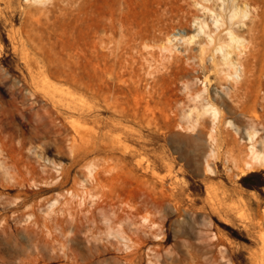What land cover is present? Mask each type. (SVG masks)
<instances>
[{"label": "rangeland", "instance_id": "rangeland-1", "mask_svg": "<svg viewBox=\"0 0 264 264\" xmlns=\"http://www.w3.org/2000/svg\"><path fill=\"white\" fill-rule=\"evenodd\" d=\"M25 1L0 2V264H149L153 249L159 264H264V168L242 176L229 151L236 135L240 158L264 125L252 88L205 65L196 19L216 29L212 17L194 0H65L30 17ZM209 101L216 141L197 113Z\"/></svg>", "mask_w": 264, "mask_h": 264}, {"label": "bare ground", "instance_id": "bare-ground-1", "mask_svg": "<svg viewBox=\"0 0 264 264\" xmlns=\"http://www.w3.org/2000/svg\"><path fill=\"white\" fill-rule=\"evenodd\" d=\"M2 1L5 2L8 7H12L16 3V0H0V2ZM60 1L65 0H26L23 10L28 15H30V17H32L34 9L41 10L46 8L49 4ZM194 1L197 6L203 9L205 15L212 17V24L216 28L213 29L211 27V24L206 17L198 16L196 19L198 32L194 35V37L199 36L198 39L202 58L206 61V67H209L207 60L209 57V60H211V64L214 67V73H217L220 79H223L227 82L233 80L236 82V84H242V86L246 85L247 87L252 88L254 91V97L252 103L249 105V111L254 113L255 117L258 119V123L264 125V111L262 113L258 112V104L260 99L259 91L264 88V80L262 78L264 76V46H262V41H259L260 33L264 28V13H262L260 10L253 12L249 3L245 2V4H240L238 0H213V3L211 4L208 3L210 0ZM21 6H23V3H21ZM244 27H246L245 30ZM246 32L251 36V40L247 39ZM168 40L169 41L162 44V48L170 52V54H173V57L179 61L182 59V56L174 54L175 50L174 46H172V40ZM188 58H190V56H188ZM205 77L207 80L209 76L207 75ZM239 77L242 79L239 80ZM238 88L236 87L235 90ZM262 107L264 109V103L262 104ZM197 113L198 115L209 114L211 116L212 126L211 131L209 132V139L211 141H216V134L219 127L222 110L214 102L209 101L207 105L203 107V110H197ZM225 123L226 126H234L231 120L225 121ZM232 138L234 147H240L237 136L233 135ZM248 140L249 142L247 144L246 153L241 155L240 158L237 157L238 154L235 153L234 147L229 150L232 154L234 163L237 165V168H240L242 176L252 174L256 171H260L261 168H264V134L260 133L257 127H253L252 129L248 130ZM241 151L242 150L240 149L239 152ZM216 154L217 151L214 149V147H212L209 156L215 157ZM41 158L44 159L46 164L52 162L50 159L43 156H41ZM207 170L213 171L208 159ZM70 175L71 168L63 167L58 177H56L53 186L55 188H63L65 183L69 180ZM99 176L100 172H95L92 168H89L86 180L91 179L100 181ZM86 180L80 181V185L83 188L85 186L84 184ZM76 182H78V180H76ZM67 193L72 198L78 197L79 205L81 207L84 205L86 206L87 192L85 190H83L82 195H80L77 189L69 188L67 189ZM55 203H57V201H55L53 204L51 203L53 207ZM83 209L84 208H80V211H78L76 215L70 212L72 221H75L79 226L84 225V221L82 220L83 216L79 213L82 212ZM85 218L88 220L90 216L85 215ZM143 221L146 225H149L151 218L149 216H145ZM60 224L61 221L58 217L56 219L57 227H60ZM154 226L155 223L151 225V227ZM116 234H119L126 240L129 239L125 236L127 233L123 234V231L121 230H118ZM126 245L130 249L127 261L132 262L134 260V257H132L134 253L133 246L127 242ZM153 251L155 253L149 258V264H159L158 255L160 254L156 249H153Z\"/></svg>", "mask_w": 264, "mask_h": 264}]
</instances>
